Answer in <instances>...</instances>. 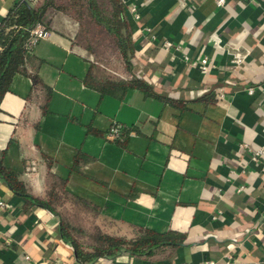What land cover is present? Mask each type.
<instances>
[{
  "label": "crops",
  "instance_id": "0c3cea01",
  "mask_svg": "<svg viewBox=\"0 0 264 264\" xmlns=\"http://www.w3.org/2000/svg\"><path fill=\"white\" fill-rule=\"evenodd\" d=\"M17 1L0 0V26ZM121 1L132 73L157 95L91 85L89 73L99 76L77 23L48 7L49 35L0 97L2 165L29 194L104 233L185 235L152 256L121 251L83 264H264V0ZM203 56L206 72L191 63ZM115 123L122 134L107 140ZM0 201V264H82L56 215L26 208L1 179Z\"/></svg>",
  "mask_w": 264,
  "mask_h": 264
},
{
  "label": "trees",
  "instance_id": "16d2710c",
  "mask_svg": "<svg viewBox=\"0 0 264 264\" xmlns=\"http://www.w3.org/2000/svg\"><path fill=\"white\" fill-rule=\"evenodd\" d=\"M37 1L18 0L9 10L3 21V25L0 26V46L2 47L0 51V97L5 91L11 76L15 72L24 71L23 65L28 54L24 44L28 37V30L37 23L44 24V13L48 7H52L50 0H44L39 6H36ZM108 1L110 4L109 14H103L100 11L96 0H86L83 6L87 10V15L98 24H101L114 39L123 70L130 73L131 78L123 80L109 76H100L95 77V79L90 73L87 78L90 80L91 85L103 93L125 91L130 87H138L146 94L157 95L151 85L144 81L143 78L132 73L131 62L134 51L132 44V23L125 13L122 1ZM78 4L79 2L77 1H73L72 3L73 7ZM73 18L80 19L78 16H74ZM0 179L4 181L14 195L24 199L26 208H43L58 217L57 230L60 238L72 247L76 260L82 264L92 262L100 257H112L121 251H127L135 256H152L158 251L176 248L183 243L185 238V235L181 232L168 231L159 233L143 228H138L133 237L126 238L104 233L96 226H93L92 230L90 232L86 231V233L94 237V242L85 245L74 234L82 232L83 227L80 225L79 227H74L66 222L57 206L61 203L53 202L52 197L42 199L29 194L17 173L2 165L1 153ZM69 212L73 214V219H79V213Z\"/></svg>",
  "mask_w": 264,
  "mask_h": 264
},
{
  "label": "rangeland",
  "instance_id": "374dc122",
  "mask_svg": "<svg viewBox=\"0 0 264 264\" xmlns=\"http://www.w3.org/2000/svg\"><path fill=\"white\" fill-rule=\"evenodd\" d=\"M73 1H77L79 4L73 7ZM50 2L52 3L51 8L53 10L63 14L66 13L65 15H71L67 16L77 23V38L91 55L97 75L99 77L109 76L112 78H120L123 75V66L114 39L101 24H98L87 15V10L83 6L86 0H50ZM96 2L103 14H109L110 4L108 0H96ZM74 16H78L80 22L77 18H73ZM57 206L66 222L74 227H79V225L83 227L82 232L74 233L76 237L85 245L92 244L94 237L89 236L86 231L90 232L92 230L94 226L93 221L73 219V214L65 210V206L62 204Z\"/></svg>",
  "mask_w": 264,
  "mask_h": 264
},
{
  "label": "built area",
  "instance_id": "2783aa9c",
  "mask_svg": "<svg viewBox=\"0 0 264 264\" xmlns=\"http://www.w3.org/2000/svg\"><path fill=\"white\" fill-rule=\"evenodd\" d=\"M249 2H253L254 0H247ZM215 4L218 7H223L225 5V0H215ZM129 13L131 14V16L134 19H138L139 15L136 12V9L133 5H130L128 7ZM50 33V30L42 23H37L35 24L32 28H30L28 30V37L25 41L24 47L26 49V51L29 53L33 50L34 46L37 44L38 41H40L41 39L47 37ZM151 38H153V35H150ZM173 44L169 41H164L162 46L167 49L169 47H171ZM2 47L0 46V51H1ZM241 61V57H235L234 62L235 63H239ZM193 65H199V68L202 72H206L209 67H210V63L207 59V57L203 56V57H199L198 59L194 60L191 62ZM248 92H252L251 88H248ZM221 95V94H220ZM221 97V96H219ZM122 126L120 124H112L110 126V128L108 129L105 137L107 140H114V139H118L121 134H122ZM256 154L253 156V159H255ZM33 169V166L31 167ZM0 205H3V203L0 201ZM198 264H227V261H225V263H220L216 260L213 259H206L201 261Z\"/></svg>",
  "mask_w": 264,
  "mask_h": 264
}]
</instances>
